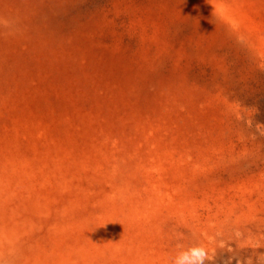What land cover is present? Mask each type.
Here are the masks:
<instances>
[{"label":"rangeland","instance_id":"1","mask_svg":"<svg viewBox=\"0 0 264 264\" xmlns=\"http://www.w3.org/2000/svg\"><path fill=\"white\" fill-rule=\"evenodd\" d=\"M192 249L264 264V0H0V264Z\"/></svg>","mask_w":264,"mask_h":264},{"label":"clouds","instance_id":"2","mask_svg":"<svg viewBox=\"0 0 264 264\" xmlns=\"http://www.w3.org/2000/svg\"><path fill=\"white\" fill-rule=\"evenodd\" d=\"M203 250L192 249L191 252L182 253L175 261V264H191V258H196L197 260H202Z\"/></svg>","mask_w":264,"mask_h":264},{"label":"bare ground","instance_id":"3","mask_svg":"<svg viewBox=\"0 0 264 264\" xmlns=\"http://www.w3.org/2000/svg\"><path fill=\"white\" fill-rule=\"evenodd\" d=\"M187 175V174H186ZM186 175H185V177H186ZM187 179V178H186Z\"/></svg>","mask_w":264,"mask_h":264}]
</instances>
